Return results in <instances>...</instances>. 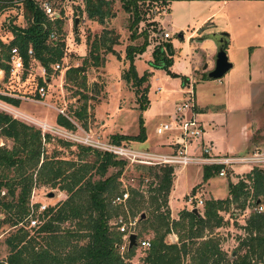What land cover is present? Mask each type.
Returning <instances> with one entry per match:
<instances>
[{
  "label": "trees",
  "instance_id": "16d2710c",
  "mask_svg": "<svg viewBox=\"0 0 264 264\" xmlns=\"http://www.w3.org/2000/svg\"><path fill=\"white\" fill-rule=\"evenodd\" d=\"M120 1L123 12L131 15L130 27L136 26L141 20L136 5L138 0ZM150 1L165 6V0ZM82 2L83 12L88 21L101 25L105 19L111 17L112 0ZM9 7L20 10L24 26L19 27L12 22L7 25L11 40L7 44L0 41L1 60L6 59L10 47H16L26 66V50L30 48L33 58L44 69L46 78H49L50 65L60 62L63 57L64 44L61 37L48 41V35L54 32L53 30L60 34L61 18L58 15L53 22H49L39 10L36 0H0V12ZM113 43V38L108 41L105 35L99 39L93 38L90 43L87 37L85 42L87 56L82 59L80 66L65 70V82H72L80 88H85L86 66L96 68L102 64L99 50L111 52ZM146 44V34L143 32L141 44L125 48V58L129 64L121 75L125 83H130L135 88L139 112L147 106V86L140 91L138 89L141 84L147 82L149 73L144 72L138 76L132 61ZM171 52L170 45L165 42L154 47L148 66L168 71ZM0 70L4 79L7 78L8 67L4 63L0 62ZM180 79L182 84L185 83V78ZM36 84L43 85V82L39 79ZM76 95L81 105L73 112L72 117L76 122H80L85 114L88 97L81 92ZM0 100L14 107L19 103L6 97H0ZM137 122L136 135L115 134L111 136V143L115 145L121 142L142 143L145 134L140 115ZM55 124L69 131L75 130L74 125L61 115H56ZM80 128L85 129V126ZM0 139L11 142L9 148L4 144L0 146V211L6 213L8 217L0 223L7 222L11 227L20 224L19 228L5 238L7 255L0 264H127L124 259H130L134 251L139 249L136 247L127 249L122 257L118 254L117 247L123 234L118 231L120 226L118 220L122 222V219L117 214V207L122 205L110 204L115 196L125 191L119 192L117 186L126 161L110 153L79 145L75 146L76 161L47 157L45 146H50L53 141L60 147H69L70 144L54 139L47 133H41L39 129L15 120L3 112H0ZM136 166L143 170L144 178H148L150 183L154 184V192L159 196L151 213L153 236L149 240V247L143 249L144 257L141 264H183L186 257L189 264H257V262L264 264V211L249 212L243 226L245 237L237 244L236 251L230 252L229 255L220 250L218 239L206 235L207 229H216L224 224L220 213L224 212L228 205L238 203L239 210L243 211L246 208L244 200L249 189L254 199L251 202L252 208L253 205H257V201L264 202L263 172L254 169L243 177L245 182L243 180L236 183L228 182L226 198L206 200L202 206V215L182 209L178 211L176 219H169L167 196L174 176L172 167L138 164ZM219 169V166L203 167L202 182L216 176ZM109 170L113 171L108 173ZM33 185L56 189L65 194V199L37 214L36 226L29 228L28 203ZM127 201L128 197L124 206ZM131 208L134 214L137 213L136 205ZM140 215L138 220L145 222L144 218H139ZM111 220L115 223H109ZM64 223L68 224L65 229L60 227ZM29 231H32L31 235ZM168 235H174L176 241L166 242L164 239ZM138 238L140 237L136 235V239ZM80 241L84 243L79 245ZM237 251L243 253L239 255Z\"/></svg>",
  "mask_w": 264,
  "mask_h": 264
},
{
  "label": "rangeland",
  "instance_id": "374dc122",
  "mask_svg": "<svg viewBox=\"0 0 264 264\" xmlns=\"http://www.w3.org/2000/svg\"><path fill=\"white\" fill-rule=\"evenodd\" d=\"M36 1L37 4L48 2L54 11L58 13L62 21L60 34H57L55 30L53 31L56 33H54L55 40L58 37H61L63 40L64 59L59 63L62 65L63 69L59 72L54 71L51 66L49 67L50 75L47 79L50 80L48 82L50 87L47 89V98L55 107V110H52L55 115H60L58 110H61L63 114L68 116L75 124L74 131L63 129L68 133L66 138L55 133L45 132L54 137V139H59L60 141L70 144L69 147H60L58 143L53 141L50 146H45L46 156H53L61 160L76 161L77 151L75 146H83V144L81 145V143L75 139L80 140V138L85 136L84 134L88 135L90 139L104 144L111 143V136L118 133L136 135L138 133L137 121L139 115L142 119L146 140L143 141L141 145L130 146L131 143L127 142L128 145L131 148L144 149L150 152H158L161 150V147H166V149L169 148V150L163 153L171 152L172 147L170 144L175 136L178 135V132L169 129L157 135L155 129L163 125L170 126L171 128L174 126L172 122L174 103H179L186 97L181 94V91L186 89L189 83H187V85L182 84L180 79L181 75L174 72L172 69L170 70V66L167 69L168 71L164 69H153L148 66V62L152 59L151 53L153 48L162 45L164 43L163 41L171 44L170 48L172 52L177 51L174 49L178 42V35L184 32L185 29L190 31L191 28H194L198 22L199 14L204 12L199 6H195L197 0H169V7L171 5V9L167 12H159L158 6L155 8L149 5L147 6L146 2L149 3L148 1L150 0H138L136 5L139 9V15L141 14V20L136 26L131 27V15L123 12L120 0H112L110 6L111 17L105 19L101 25L86 19L83 12L82 0ZM74 21H76V23H74ZM11 22L19 27L24 26L21 12L19 9H16V7H9L0 12V41L4 44H7L11 40V34L7 30V25ZM170 23L173 25L170 26ZM143 32L146 34L147 44L139 54L133 57L132 61L134 70L138 76L147 71L149 73L147 82L141 84L138 89V91H140L144 86H147V106L142 112H139L135 88L132 87L130 83H125L121 75L128 68L129 64L128 60L125 58V48L127 46L135 47L141 44ZM162 34H167L168 38L163 40ZM102 35H105L108 41L113 38L114 43L111 46V52L105 53L99 50L98 53L102 64L96 68H92L89 65L86 66L84 71L85 88H80L72 82H65V70L70 67L80 66L82 59L87 56V47L85 45L86 38L88 37V42L90 43L93 38L99 39ZM132 36H134L133 39L131 38ZM230 52L231 49H225L228 60H233V58L236 60L237 57H231ZM1 59L0 52V62L3 63ZM35 69L36 67L33 66L32 75L30 77L31 80L28 78L27 81H23V79L20 81L21 79L18 75H8V77L4 79V75L2 74L0 77V92L14 95H24L25 93L33 94L39 79L37 77L32 79V77L40 72ZM230 71L218 79V82L223 83L232 73ZM195 81H190V84L193 96L195 94V97H198V93L202 90L198 88V82ZM78 92L88 97L85 103V114L80 122H76L72 117L73 112L77 111L81 105V101L79 102L77 100L78 96L76 94ZM17 101L21 102L20 110L33 117L39 116L42 112L52 113L51 110L46 109V107L23 100ZM259 107L260 108H253V111L255 112L257 109H261V112L264 113V106L261 105ZM253 111L251 112V116L253 114L255 116L256 112L254 113ZM0 112L3 111L0 110ZM3 113L10 115L6 112ZM196 120L201 122V135L196 141V143H198L201 140V136L204 135L203 129L206 121H201L198 117H196ZM227 120L228 123H232V125L224 128L225 131L223 135L225 136H223V140L220 143V147L225 150V153L215 152L214 147L210 146L208 143L201 144L205 147H210L211 153L214 156H243L246 154V149L243 147L242 138L239 137V124L245 119L242 117L241 112H237L233 113V116ZM18 121L39 129L33 124H29L27 121ZM80 126L82 128L85 126V129H81ZM192 142L191 146L194 148L196 145L194 140ZM262 143H264V139L254 143L252 148L259 147ZM3 144L7 148L11 146L9 140L0 139V146ZM119 145L126 147L124 142H121ZM186 146L189 147L190 145ZM262 147H264V144ZM199 169L202 168L198 166H187L184 172L175 174L179 168H172L173 175H177V180L174 183L173 190L169 193V206L167 205L169 219H173L171 214L174 216L176 214L177 218V211L179 209H188L189 206L185 204L186 197L184 196L187 193L190 194L192 189V192L196 190L201 191L203 204L211 197L214 199H222L225 197V186L228 182H232L233 179L217 174L209 178L204 186H202V184H199ZM110 171L112 172L113 170H109L108 173H110ZM142 171L143 170L139 168V166H136V164L126 161V165L123 167L119 177L117 187L119 192L121 190L127 191L128 201L126 206L117 207V214L126 226L128 223L133 224L131 231H133L137 237H140L138 239L146 238L150 240L153 236V219L151 213L153 212L155 200L159 199V196L154 192V184L150 183L148 178H144ZM191 184L195 185L191 187V190L187 191ZM50 192L53 194L52 197L46 198L45 196ZM251 193L249 189L248 195L244 200V206H246L248 210H246V208L243 209V211L239 210L237 207L238 203H232L228 205L224 212L220 213L224 224L219 228L207 229L206 231V235L218 239L219 248L226 255H229L230 252L234 250L236 251L237 244L245 237L243 226L249 212H253L251 202H253L254 199L251 197ZM31 197L33 202L35 201L53 206L59 201H63L65 199V194L49 186L37 187L33 185L29 194V199H31ZM259 199L261 200L262 197H259ZM258 204L262 205L264 211V202L261 201ZM134 205L137 206V213L135 214L131 208ZM197 212L199 215H202L203 209L198 208ZM139 214H144L143 221L145 222L138 220ZM6 217L7 214L0 211V222L5 221L3 219H6ZM109 223H115V221L111 220ZM10 225L11 224H7V222L6 224L0 223V261L4 260L7 255V249L4 245L5 238L20 227V224H17L15 227H11ZM22 225L25 226V224ZM67 226L68 224L66 223L60 225V227L64 229L67 228ZM31 234L32 231H29V235ZM164 240L169 242L167 237H165ZM82 243L84 242L80 241L78 244L80 245ZM237 253L240 255L243 251H237ZM122 256H124V253ZM143 257V250H135L133 256L128 260L124 259V261L127 264H141V259ZM183 264H189L188 257L183 260ZM257 264H260V262H257Z\"/></svg>",
  "mask_w": 264,
  "mask_h": 264
},
{
  "label": "crops",
  "instance_id": "0c3cea01",
  "mask_svg": "<svg viewBox=\"0 0 264 264\" xmlns=\"http://www.w3.org/2000/svg\"><path fill=\"white\" fill-rule=\"evenodd\" d=\"M195 6H199L204 12L199 14L198 22L194 28H191L190 31L185 29L184 32L178 35V42L174 49L177 51H173L169 55L171 59L170 70L172 69L180 74V77L186 79L183 84L187 85V83L190 84V81L194 82L196 80L198 88L202 90L198 93V97H195L194 94V112L195 117H198L201 121H206V123H204V135L201 136V140L198 143L195 142V145L208 143L214 147L215 152L225 153V150L220 147V143L223 140V136H225L223 135L224 128L232 125V123H228L227 119L233 116V113L241 112L245 120L239 124V137L242 138L243 147L248 153L251 149H254L252 148L254 143L264 139V113L261 112V109H257L256 113L253 111V108L264 106V0H197ZM170 7L169 0H165V12L170 11ZM172 25L170 23V26ZM210 33L223 34L226 39L224 51L226 48L231 49V57H237L236 60L234 58L233 60H228L227 58L228 62H231V68L228 71L231 70L230 72L232 73L223 83H219L218 80L205 79V73L213 67V56L216 51L212 41L202 39L204 35ZM168 44L171 45L170 43ZM1 76L2 74L0 73ZM28 78L30 79V77L24 75L20 81L22 79L27 81ZM183 93L184 90L181 91L182 95H184ZM45 101L47 105L55 109L48 98ZM8 106L28 115L20 110L21 102L18 103L17 107ZM52 108H46L51 110V114L42 112L36 117L28 116L50 126L59 127L55 124L56 115ZM252 111L255 116L254 114L251 116ZM198 122L201 126V122ZM117 135L126 134L118 133ZM130 143V146L143 144V142ZM125 144L127 148H131L127 142ZM192 149L193 146L190 145L186 147V152L190 153ZM131 150L141 153H163L169 148L161 147L158 152H150L133 147ZM186 168L187 166L179 169L175 174L184 172ZM199 171V184L204 186L208 180L202 182V169H199ZM175 174L172 178V186L169 193L173 190L174 183L177 180V175ZM194 185L191 184L187 191L191 190ZM226 196L227 191L224 198ZM210 199L217 200L212 197ZM168 200L169 194L167 196V205ZM187 210L190 211L189 207ZM171 216L173 219L176 218V214L175 216L171 214Z\"/></svg>",
  "mask_w": 264,
  "mask_h": 264
},
{
  "label": "built area",
  "instance_id": "2783aa9c",
  "mask_svg": "<svg viewBox=\"0 0 264 264\" xmlns=\"http://www.w3.org/2000/svg\"><path fill=\"white\" fill-rule=\"evenodd\" d=\"M148 2L149 3L146 2L147 6L149 5L150 7L153 8L158 6L160 10L159 12H164L166 10L164 5L162 4L160 5L159 3L153 1H148ZM38 7L39 10L43 13V15L46 17V19L49 22H53L56 18H58V13L54 11L52 6H50L48 2H42L38 4ZM161 36L163 40L168 38L167 34H162ZM48 40L50 41L55 40L54 32L49 33ZM26 57H27V65L24 66L23 58L20 55L18 49L16 47H10L6 53V59L3 60V63L8 67V75L9 76L18 75L20 76L19 77L20 79L24 75L26 77L27 76L31 77L33 66H35L36 67L35 70H39L40 72L37 75L36 74L33 75L32 79L37 77L43 82V85L36 84L33 94L30 93L31 96L17 95V94L14 95L11 93L0 92V97L23 100L46 108H52L49 105H47V102L45 101L47 98V89L49 87L48 82L50 80L45 78L46 77L45 71L33 58V53L30 48L26 50ZM63 59L64 58L62 57L61 61ZM60 62L51 64L50 65L51 68L54 71L60 72V70L63 69L62 65L59 64ZM0 73L3 74L1 70ZM183 94L186 97L182 101L174 105V109L172 113V122L174 126L171 128L170 126L168 127L167 125H163L162 127H157L155 129V133L157 135L162 134L164 131H168L169 129L178 132V135L175 136L174 140L170 144L172 150L169 153L161 154V153L135 152L124 146L115 145L112 143L109 144L99 143L98 141L90 139V137L86 134H84L85 136L83 138H80V140L79 139H75V140L81 143V145L83 144V146L89 147L91 149H95L97 151L99 150L101 152L110 153L120 160H126L129 161L130 163H134L138 165L168 166L179 169H182L189 165L198 166L200 168L209 167V166H219L220 169L217 174L220 176L231 177L233 179L231 183H236L238 180H243L245 182L246 180H244L243 177L246 174L249 175L251 171H253L254 169L264 173V147L262 146L255 147L253 150H251L250 152L246 153L243 156H226V155L214 156L211 153V148L205 147L202 144L196 145L190 153L186 152V147H187L186 145H191L193 143L192 142L193 140L194 142H196L197 139H199L201 135V126L195 117L194 96L190 84L186 87V89H184ZM1 101H0V110L6 112L5 108L13 109L8 106L10 104L7 105L6 102L4 101L1 102ZM58 113L66 120H68L70 123H72L75 127L74 122L68 116L64 115L61 110H58ZM11 116L15 120H23L16 118L13 115ZM26 116L28 117V119L23 121H27L29 124H33L34 126H36L37 128H39V130H41V133L42 132L55 133L65 138L68 136V133L63 130L64 128L50 126L46 123L37 121L33 117H30L28 115ZM201 196H202L201 191L198 190L186 195L185 203L189 206L190 210L202 208L203 201L201 199ZM127 197H128V193L124 191L120 195L115 196L110 201V204L124 206V202L126 201ZM47 207L48 205L45 203H40L35 201L33 202L32 197L31 199H29L28 216H27V222L29 228H33L36 226L37 224L36 215L43 212ZM246 210L248 209L246 208ZM252 211L257 213L263 212L262 205L261 204L253 205ZM118 224H120L118 231L123 235L121 238V242L117 247V252L120 256H122V254L127 250L128 235L133 234V231H131V227L133 226V224L128 223L126 226L123 222H121V220H118ZM167 238L169 240V243H174L176 241L174 235H168ZM135 243H136L135 247L139 250L147 249L149 247V240L146 238L136 239Z\"/></svg>",
  "mask_w": 264,
  "mask_h": 264
},
{
  "label": "water",
  "instance_id": "95a60500",
  "mask_svg": "<svg viewBox=\"0 0 264 264\" xmlns=\"http://www.w3.org/2000/svg\"><path fill=\"white\" fill-rule=\"evenodd\" d=\"M76 23V21H74ZM202 39H208L212 41V43L215 46V54L213 56V67L211 70L207 71L205 73V79L207 80H218L220 79L228 70L231 68V63L228 62L224 47L226 45V39L224 38L223 34H216V33H210L207 35H204ZM52 193H48L45 197L50 198L52 197ZM259 201L256 202L258 204ZM193 214H198L196 209L190 210ZM140 219L144 218V214H141ZM128 246L127 249L134 248L136 246L135 240L136 235L135 234H129L128 235Z\"/></svg>",
  "mask_w": 264,
  "mask_h": 264
},
{
  "label": "bare ground",
  "instance_id": "6f19581e",
  "mask_svg": "<svg viewBox=\"0 0 264 264\" xmlns=\"http://www.w3.org/2000/svg\"><path fill=\"white\" fill-rule=\"evenodd\" d=\"M5 111L11 115H13L14 117L16 118H19V119H23V120H27L28 117L14 109H9V108H5Z\"/></svg>",
  "mask_w": 264,
  "mask_h": 264
}]
</instances>
